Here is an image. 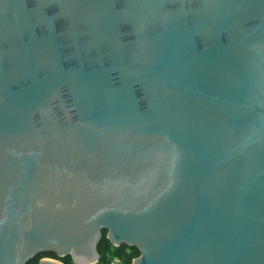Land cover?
<instances>
[{"label": "water", "instance_id": "1", "mask_svg": "<svg viewBox=\"0 0 264 264\" xmlns=\"http://www.w3.org/2000/svg\"><path fill=\"white\" fill-rule=\"evenodd\" d=\"M103 231L264 264V0H0V264Z\"/></svg>", "mask_w": 264, "mask_h": 264}, {"label": "trees", "instance_id": "2", "mask_svg": "<svg viewBox=\"0 0 264 264\" xmlns=\"http://www.w3.org/2000/svg\"><path fill=\"white\" fill-rule=\"evenodd\" d=\"M97 250L99 253V261L96 264H106L112 258H118L125 262L127 259H132L139 255V251L136 247H129L125 244H121L117 247L112 246L110 241L106 238V231H103L102 239L98 243ZM43 256L58 258L64 264H73L69 256L58 257L53 253L38 255L28 264H38L39 259Z\"/></svg>", "mask_w": 264, "mask_h": 264}, {"label": "built area", "instance_id": "3", "mask_svg": "<svg viewBox=\"0 0 264 264\" xmlns=\"http://www.w3.org/2000/svg\"><path fill=\"white\" fill-rule=\"evenodd\" d=\"M106 264H125V262H123L122 260L118 258H112Z\"/></svg>", "mask_w": 264, "mask_h": 264}, {"label": "rangeland", "instance_id": "4", "mask_svg": "<svg viewBox=\"0 0 264 264\" xmlns=\"http://www.w3.org/2000/svg\"><path fill=\"white\" fill-rule=\"evenodd\" d=\"M48 257H50V256H48ZM51 258H54V257H51ZM54 259L59 260L58 258H54ZM59 261H60V260H59Z\"/></svg>", "mask_w": 264, "mask_h": 264}]
</instances>
